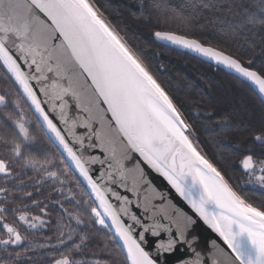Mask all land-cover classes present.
<instances>
[{"label": "snow or ice", "instance_id": "1", "mask_svg": "<svg viewBox=\"0 0 264 264\" xmlns=\"http://www.w3.org/2000/svg\"><path fill=\"white\" fill-rule=\"evenodd\" d=\"M193 7L197 10L196 15L204 17L209 23L219 21L231 24L232 22L219 16L208 15L227 11L234 17H239L233 26L234 30L243 29L247 25L254 27L259 24L264 27V0L261 3L260 15L249 13L243 3L238 7L244 9V14L233 12L232 6L225 8L224 5L211 3L210 0H201V3ZM139 11L142 15L156 17L157 23L161 20H177L187 30L191 29V20L194 19L191 15H185L182 9L171 5L169 0H151L149 4L141 0ZM153 35L157 41H166L187 49L217 66L239 74L256 87L264 103V74L244 66L238 59L221 50L219 45L206 44L185 31L178 34L158 30ZM9 44L15 47L17 54L29 69L34 67L35 72L40 73L39 76H29L22 70ZM53 60L54 64L51 63ZM67 64H74L79 69L86 85L92 90L96 98L93 107L101 113V129L107 121L108 132L118 136L127 149L138 153L144 162L163 175L191 205L199 218L222 239L230 250L226 252L216 246L224 258V264H264V204L257 206L234 191L221 170L202 154L190 138L194 132L190 131L191 125L185 120L173 97L153 74L143 56L129 46L91 0H0V67L6 69L22 87L23 93L32 101L36 111L63 145L80 175L87 181L96 201L99 202L98 206L91 207L95 223L107 228L109 232L115 229V237L122 241L123 248L126 249L128 264L159 262L142 246V242L146 240L144 232L139 233L137 239L133 235L132 225H127L121 220L120 212L127 214L128 209L122 206L118 211L108 201L106 189L93 179L82 157L69 146L65 137L49 119L30 84V79H47L42 68L46 67L48 72L55 71L60 75L66 72ZM61 93H70L77 101L81 98V93L72 86L71 79L69 86L61 89ZM3 103L5 97L0 95V104ZM77 106L79 107V104ZM85 111L91 112L92 107L86 108ZM17 126L27 140L29 134L24 124L18 123ZM85 126L90 127L88 124ZM92 135L101 150L106 154L110 153L115 164L122 168V161L116 158L114 149L110 152V136L97 129L92 130ZM252 142H258L264 148V127L252 131ZM4 143L7 144V140ZM81 143L83 144V141ZM8 151L14 157L24 159L25 167H31L35 171L45 170L43 165L37 167L35 161L24 156L21 144H13ZM239 163L244 172L254 177L256 183L264 188V160H255L254 154L249 151L243 154ZM67 167L65 164L66 169ZM109 167H112L111 162ZM111 175L108 173L109 177ZM0 176L4 178L5 183L13 176L10 163L3 158H0ZM47 176L58 178L57 173L52 171H47ZM10 191L9 188L0 187V194H4L5 199ZM26 195L31 197L32 194ZM117 199L126 201V198L119 196ZM61 208V219L68 217L66 226L69 232L66 240L73 241L76 229L72 222L79 226L84 221L78 213L68 211L63 205ZM6 211L7 209L0 207V245H3L4 251L7 252L9 245H23L25 237L15 222L9 223L4 218ZM40 212L47 214V206L40 207ZM18 220L31 229L43 227L46 223L41 216L29 217L26 211L20 212ZM108 220L111 224L107 223ZM132 220L138 225L141 223L135 215ZM196 223L192 217L186 218V226ZM63 227V224L58 226L61 237L58 243L61 245L66 242ZM144 231L147 232L148 229L145 228ZM158 235L159 232L153 228L152 236ZM86 239V235L81 236L80 243L73 245L75 251L81 250V244ZM113 240L115 242L114 238ZM179 240L187 242L184 232L179 233ZM177 243L176 239L169 236L166 245H157V251L171 252ZM72 250L73 248H69L68 254H62L54 260V264H82L73 258ZM96 264H100V261H96ZM194 264H201L199 258ZM213 264H220V261L214 260Z\"/></svg>", "mask_w": 264, "mask_h": 264}, {"label": "trees", "instance_id": "2", "mask_svg": "<svg viewBox=\"0 0 264 264\" xmlns=\"http://www.w3.org/2000/svg\"><path fill=\"white\" fill-rule=\"evenodd\" d=\"M143 2L149 4L151 0ZM210 2L224 5L225 8L232 6L233 12L239 11L241 14H244V9L238 6L243 3L249 13L261 14L262 0ZM91 3L116 28L129 46L137 50L149 64L153 74L173 97L185 120L191 125L190 131L194 132L191 138L202 154L221 170L234 191L257 206L264 204V188L256 183L254 177L244 172L239 163L243 154L249 151L254 154L255 160H264V148L258 142H252V131L264 127V105L245 83L194 57L158 44L153 35L158 30L178 34L185 31L206 44L219 45L221 50L238 59L244 66L264 74V27L257 24L254 27L247 25L243 29L234 30L233 26L239 17H234L227 11L208 15L219 16L232 22L231 24L219 21L209 23L204 17L197 16V10L193 7L201 3V0H169L171 5L182 9L185 15L194 17L190 30L185 29L177 20H161L157 23L156 17L142 15L139 11L141 0H91ZM0 81L15 86L3 67H0ZM34 123L40 151L36 153L25 148L24 156L35 161L37 167L43 165L46 171L25 167L24 159L15 163L11 167L14 175L12 182H9L8 186L0 185L11 189L6 199L2 194L1 204L7 209L5 213L26 211L44 214L40 212V207L46 205L47 214L61 216V205L68 210L71 205L61 201L57 192L58 186L45 182L44 177L47 171L65 168L67 162L51 142L38 119L34 120ZM0 133L12 136L9 126L4 122L0 125ZM15 143H19L15 137L7 144L0 140V144L6 145L8 149ZM9 157L8 154L6 160ZM67 168L68 175L75 178L71 168ZM2 181L4 182V178L0 177V182ZM77 187L79 202L86 204L89 209L96 206L80 179ZM26 193H31V197ZM87 228L84 234L87 239L81 244V250L77 252L72 246L71 255L74 259L99 256L110 264H128L116 239L107 228H100L95 222ZM79 243L80 239L77 241V244Z\"/></svg>", "mask_w": 264, "mask_h": 264}, {"label": "water", "instance_id": "3", "mask_svg": "<svg viewBox=\"0 0 264 264\" xmlns=\"http://www.w3.org/2000/svg\"><path fill=\"white\" fill-rule=\"evenodd\" d=\"M154 40L160 45L187 54L223 71L225 74L235 77L249 86L262 103V98L256 87L234 71L223 66H217L214 62L177 45H172L166 41H157L155 38ZM9 47L27 75H40V73L35 72L34 67L29 69L12 44H9ZM51 63L54 64L55 60ZM66 69V72L58 75L55 71L48 72L47 68L44 67L42 71L47 79H40L39 81L30 79V84L33 86L37 99L41 102V107L45 110L49 119L65 137L69 146L73 148L78 156L82 157L93 179L106 189L108 201L118 211L122 206L128 209L127 214L120 212L121 220L127 225H132L133 235L137 239L139 238L138 234L144 232L146 240L142 242V246L145 251L149 252L152 258L157 259L159 264H194L197 258H199L201 264H213L214 260H219L220 264H224V258L220 255L216 246L218 245L226 252L230 250L227 249L218 234L199 218L191 205L163 175L144 162L138 153L127 149L118 136L108 132L107 121H105L104 128L101 129L99 123L101 113L93 107L96 104V98L92 90L86 85L84 77L80 75L79 69L74 64H67ZM8 75L18 87L51 142L62 154L71 170L76 173L90 197L98 206L99 202L96 201L87 181L80 175L63 145L48 128L47 123L36 111L32 101L23 93L22 87L16 82L15 78L10 73ZM69 79L72 81V86L81 93L79 101L72 97L70 93H61V89L69 86ZM262 104L264 105V103ZM89 107H92V111H85ZM101 107L106 106L101 105ZM86 124L90 127L85 126ZM93 129L101 130L110 136L112 141L109 145L110 152L114 149L116 158L122 161V168L115 164L110 153L106 154L98 146L95 137L92 135ZM81 141H83V144ZM110 162L112 167H109ZM101 173H104V175L102 176ZM108 173L112 174L111 177L108 176ZM117 196L126 198V201L117 199ZM133 215L141 222L139 225L132 220ZM187 217H192L197 223L186 226ZM107 223L111 224V221L108 220ZM145 228L148 229L147 232L144 231ZM153 228L159 232L158 236H152ZM180 232H184L187 242L179 240ZM111 233L127 260L126 249L123 248L122 241L115 237L114 228ZM169 236L176 239L178 243L171 252H158L157 245L160 243L166 245Z\"/></svg>", "mask_w": 264, "mask_h": 264}, {"label": "flooded vegetation", "instance_id": "4", "mask_svg": "<svg viewBox=\"0 0 264 264\" xmlns=\"http://www.w3.org/2000/svg\"><path fill=\"white\" fill-rule=\"evenodd\" d=\"M3 81H0V95H6V97L4 96L5 103L0 104V125L2 126L3 122L6 123L12 132V136L0 133V140L4 143L5 140L8 142L12 140V137H15L19 144H21V151L23 153L25 148L31 150V152L38 153L40 151V143L38 134H35L36 131H34V120L36 121L37 118L23 98L18 87L15 84L14 87L9 86L4 84ZM15 100L22 102L26 110L28 120L24 126L29 134L27 140L22 136L17 126L19 122L15 116L13 107V102ZM4 144H0V158H5L6 160L9 154L10 159L8 158L7 161L10 163L11 167H13L15 163H19L22 159L16 158L11 152H8V147ZM13 177H9L7 183H5V181L0 182V185L8 186L9 182H12L11 180H13ZM2 199V194H0V207L4 208L1 204ZM19 214L20 212L4 213L3 215L7 222H15L21 234L25 237V241L21 246L9 245L7 252L4 251V246L0 245V264H54V260L58 259L62 254H68V249L72 248L73 244L72 241L66 240L69 230L64 221L65 216L62 220L61 216L58 215L28 213L29 217L41 216L46 221L43 227L38 226L35 229H31L28 228L27 225H23L19 222ZM57 217L58 219H56ZM61 224L65 225V227H63V232L66 242L63 245L58 243V240L61 238L58 233V226ZM0 232H2V229H0ZM74 241V244H77L78 239ZM42 245L44 246L42 247Z\"/></svg>", "mask_w": 264, "mask_h": 264}, {"label": "rangeland", "instance_id": "5", "mask_svg": "<svg viewBox=\"0 0 264 264\" xmlns=\"http://www.w3.org/2000/svg\"><path fill=\"white\" fill-rule=\"evenodd\" d=\"M3 96L6 97V95H3ZM13 107H14L15 116L17 117L18 122L23 123L25 125V123L28 120V117L26 116V110L23 107L22 102L15 100L13 102ZM193 142L196 144V142L194 140H193ZM60 166H62V165H60ZM52 172H56L58 178H56V179L50 178L47 176V173H46L45 177H44V181L48 182L49 184H52L53 186H58L57 192H58L59 196L61 197V201L65 202L66 205H67L66 202L70 203V205H71V208L68 211L78 213L80 215V218L84 221V223L79 225V226H76L74 221L72 222L73 227L76 229L75 232L73 233V241H72V244H73V243H75V241H74L75 239L79 240V239H81V236H84V234L86 233V231L88 229L87 227H89V225H91L93 222H95V218L91 214V208L89 209V207L86 204L77 203V201H79V199H78L79 195L77 197L76 192L78 189L77 185H78L79 178L76 175V173L73 171V174L76 176L75 178L72 175L70 177L67 173L68 168L65 169L64 167H59L58 170L56 169L55 171H52ZM61 181H63V183H61ZM64 221H65V224L67 225V223H68V217L67 216H65ZM96 225L100 228H104L99 224H96ZM67 229L69 230L68 227H67ZM76 260H79L84 264H96V261H100V264H110L109 261L104 260L102 257H99V256L98 257L94 256L92 258H87V259L86 258H83V259L78 258Z\"/></svg>", "mask_w": 264, "mask_h": 264}]
</instances>
